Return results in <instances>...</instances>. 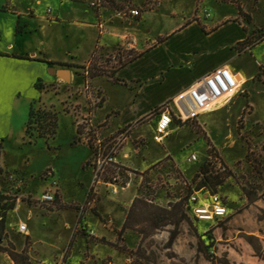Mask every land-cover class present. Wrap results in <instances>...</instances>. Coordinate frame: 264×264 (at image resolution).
Returning a JSON list of instances; mask_svg holds the SVG:
<instances>
[{
    "label": "rangeland",
    "instance_id": "obj_1",
    "mask_svg": "<svg viewBox=\"0 0 264 264\" xmlns=\"http://www.w3.org/2000/svg\"><path fill=\"white\" fill-rule=\"evenodd\" d=\"M41 1L42 4H37V0L11 1L21 13L32 10L35 15L24 19L29 23L25 29L31 31L28 43L38 47L39 40L50 41L56 59L79 65L70 66L74 72L71 83L62 79L66 84L59 89L38 86L46 92L35 109L57 113L54 138H34L29 143L24 131L29 115L26 107L7 112L12 119L9 136L1 139L0 166L12 174L4 171L0 175V192L15 198L16 202L15 209L7 216V240L12 242L15 252L26 255L30 264L53 263L60 259L69 264H211L199 252L206 246L211 255L226 256L234 264H239L233 261L238 255L253 254V250L247 252L244 233L238 232L243 231L240 223L230 224L229 221L233 215L247 209L246 225L250 230L255 229L254 211L259 208L252 203L257 199L263 207L259 209L258 219L264 218V86L252 81L245 83L228 108L204 113L185 125L175 122L169 136L162 144L158 143L154 140L155 123L164 103L148 110L187 87L189 82L136 84L135 77L144 75L151 65V57L144 56L122 71L121 78L127 86L115 84L106 77L89 80L86 84L83 68L89 64H83L95 50L98 31L80 28V23L91 22L94 16L90 10L109 8L108 3L105 0ZM114 1L121 9L117 14L121 13L124 18L133 16L130 10H137L139 14L135 17H141L157 4V0ZM258 11L257 23L264 26V0H260ZM58 12L61 14L56 20ZM46 16L51 17L50 23L42 19ZM161 21V17L155 15L140 27L141 40L145 33L152 37L168 33V25H162ZM180 45L172 41L160 53L166 51L171 56L186 58L184 50L188 48L182 50ZM114 49L97 50L91 62L109 68L107 60L116 54L118 47ZM181 67L177 73L182 78L193 70L184 64ZM249 70L252 73L256 70L255 63ZM255 81L264 84V75ZM103 100V106L96 108ZM89 143L93 144L98 157L93 155ZM110 154L116 156L113 161L108 160ZM193 154L197 161L188 162ZM207 163L210 172L232 174L223 184L229 194L217 191L229 207L222 221L214 225L188 215L189 223L181 224L174 249L173 245L168 247L169 237L160 231L145 239L133 231L126 240L118 233L115 242H110L114 241L112 233L118 222L108 214L111 212L119 221L120 208L130 206L137 190L140 198L168 208L166 198H174L175 203L190 194L196 186L192 179ZM98 171L104 176L108 173L109 178L116 177L118 182H96ZM126 176L128 183L123 184ZM54 182L57 185L55 201L40 202ZM91 187L93 191L87 200ZM238 197L241 200L247 197L249 206L241 205ZM64 205L78 209H66ZM232 208L234 213L230 211ZM95 211L100 216L95 215ZM21 224L28 226V235L18 232ZM101 238L109 243L99 241ZM262 245L264 248V243ZM121 247L127 248V252H122ZM179 250L184 252V257L179 255ZM12 262L6 254L0 257V263L15 264Z\"/></svg>",
    "mask_w": 264,
    "mask_h": 264
},
{
    "label": "crops",
    "instance_id": "obj_2",
    "mask_svg": "<svg viewBox=\"0 0 264 264\" xmlns=\"http://www.w3.org/2000/svg\"><path fill=\"white\" fill-rule=\"evenodd\" d=\"M11 1L7 3L5 0H0V142H2L1 139L9 136L12 116L11 114L10 117L7 116L8 111L13 112L19 106L24 109L25 106L29 112L30 104L38 101L46 92L45 89H40L39 85H44L46 88L58 89L65 86L66 83L58 76L60 70H68L69 82L71 83L74 79L73 67L68 68L57 64L79 65L78 63H66L56 59L52 55L53 50L50 41L39 40L38 47H34L28 43V36L31 31L25 29L28 28L29 23L24 19L28 15L34 18L35 15L32 10L28 11L29 13H21ZM231 1L157 0L156 8L143 12L138 19L135 16L124 18L117 14L119 11L109 8H102L100 11L88 9L92 12L94 18H92L91 22L80 23V28L88 27L98 31V36L95 39L96 41L98 40L96 46H98L99 50H113L116 47L122 46L126 51L143 53L139 59L144 56H150L151 65H149L144 75L135 77L136 84L152 82L153 84L159 83V85L164 83L176 85L184 80L189 82L186 85L187 87H183L173 93V95L167 96L161 103L154 105L148 110L150 112L153 108L175 98L177 94L192 86L204 75L221 67H229L236 73L239 76L238 80L242 84V88L249 81L264 86V84L255 81L259 69L261 67L264 69V40L250 49L248 46H241L237 49L239 44L251 37L256 31L264 30V26L257 23L260 0H233L236 4ZM37 4H42V1L37 0ZM237 4H240L242 14ZM205 11L210 14L209 17L205 16ZM60 14L61 12H58L57 17H55L56 20H59ZM155 15L161 17L162 25L167 24L169 31L165 34L158 33L155 37H152L149 33H145L143 35L144 40L142 41V34L139 33V28L144 24H148L151 17H155ZM42 19H46L48 23L51 21L50 16L42 17ZM93 21L95 22L93 23ZM75 25L78 26L77 23ZM41 30L44 31L45 26L41 27ZM172 41L180 43L182 50L188 48L184 50L186 51L184 53L185 56L187 55L186 58L184 56H171L170 54H166V51L160 53L163 47ZM96 46L94 45L95 48ZM196 56L197 58H195ZM90 58L83 65H88ZM136 61L121 69L116 76L124 80L121 78L122 71L133 65ZM47 62H53L56 65H50ZM252 63L256 65V70L253 73L249 70ZM183 64L192 67L193 70L183 75L182 78L177 73V69H182L181 65ZM141 87L142 84L140 85ZM248 99L249 97L247 96V103L249 105ZM232 101L216 111L228 108ZM4 171L12 174L10 171ZM220 191L229 194V192L223 189V186L219 188ZM138 194L139 191L137 190L134 198L131 200L130 206L120 208L121 215L119 216V221L118 217L116 218L111 212L108 214L118 222L112 233L114 241L110 242H115V237L123 228L133 200L139 197ZM173 199L166 198L165 201L170 204L173 203ZM238 200H240L241 205L249 206L247 197L242 198V200L238 197ZM260 201L257 199L252 205L263 210ZM252 205L249 207V210L252 209ZM259 209L254 211L256 230H250L246 225L248 222L246 219L247 209L235 216L232 214L233 217L229 223H240L243 231L240 229L239 233H244L245 236L258 237L264 243V221L258 219ZM230 211L234 213L233 208ZM259 229H263V231L260 232ZM169 231L170 228H166L160 232L168 238ZM132 232L129 229L125 230L122 237L126 240V237L131 235ZM178 241L179 239L174 242L173 249ZM245 247L247 252L253 250L248 243ZM179 255L184 257V252L179 250ZM1 256L2 254H0ZM233 261L239 264H264V261L255 256L254 251L249 257L247 255H238L236 258H233Z\"/></svg>",
    "mask_w": 264,
    "mask_h": 264
},
{
    "label": "trees",
    "instance_id": "obj_3",
    "mask_svg": "<svg viewBox=\"0 0 264 264\" xmlns=\"http://www.w3.org/2000/svg\"><path fill=\"white\" fill-rule=\"evenodd\" d=\"M9 2L10 0H6ZM108 3L109 8L120 11L116 2L114 0H105ZM236 4L235 1H231ZM240 13L242 14V9L240 4H237ZM250 19L249 16H247ZM138 19V18H137ZM18 32V30H17ZM264 40V30L256 31L251 37L247 38L243 43L237 46L239 47H247L250 49L251 47L257 45L258 43ZM98 46H96L94 52L91 55L89 61V67L83 68L85 71V82L89 83V80L99 78V77H107L109 81L115 84H123L127 86V83L124 80L119 79L116 74L129 64L133 63L140 57H142L143 53L134 52V51H126L121 46L117 49V56L115 60L110 59L107 60L108 65H111L109 68L98 64V62H91L95 58V53L97 52ZM116 50V48L114 49ZM50 65H56L53 62H47ZM63 67H70L68 64H57ZM264 75V69L261 67L259 69V73L256 78L260 79ZM39 101H34L30 104L28 120L25 123V140L28 139L29 143L32 142L34 138H43L50 139L54 138L57 130V113L53 110H45V109H35V105ZM104 100L98 104H96V108H101L103 106ZM107 122V121H106ZM105 122V123H106ZM185 125V124H184ZM130 127V125H128ZM81 126H78L77 132L78 135H81ZM91 128V127H90ZM125 131V128L119 131L122 134ZM35 133V134H34ZM80 141V140H79ZM88 147L92 151L95 157H98V152L95 150L93 144L89 143ZM3 150V144L0 142V157ZM116 156L114 154H110L108 160L113 161ZM248 158V155H247ZM210 163V162H209ZM209 163L201 166L199 172L192 179V183H196L195 189L190 191L185 198L179 200L178 202L169 204L168 208H163L158 205L149 203L143 198L136 197L133 200V203L129 209V212L126 216V220L124 222L122 230L119 232L120 235L124 233L125 230L129 229L131 231H135L139 233L142 239L149 238L156 234L158 231L164 230L166 228L172 227L173 229L169 231V240L168 247L170 248L177 237L180 234V226L181 224L187 222L189 223V216L191 215V207L189 204L190 196L198 191L204 190L210 194L217 193L218 189L223 186L226 179L232 176L231 172H227L226 174H220L219 172L213 173L208 169ZM124 168V167H123ZM127 172H132L128 168H124ZM113 173L112 171H109ZM4 174V170L0 166V175ZM108 173L102 174L100 171L97 172L96 182L103 181L104 183H117L118 180L116 177L109 178L107 177ZM129 177L126 176L123 180V184H127ZM93 191V187H91L90 192L88 194L87 200L90 199L91 193ZM250 200V199H249ZM66 209H78L75 206H67L64 205ZM16 207L15 198H9L8 196L2 194L0 192V254H6L11 258V260L15 264H30L29 258L24 254H18L15 252L14 245L12 242L7 240V216L13 211ZM95 215L100 216L96 211ZM196 220V219H195ZM260 221H264V218H260ZM197 221V220H196ZM245 240L247 243L253 248L254 254L257 258L264 261V248L261 240L255 236H245ZM99 241L103 243H109L104 238H101ZM6 242V245L4 244ZM202 244V241L201 243ZM120 250L122 252H127V248L121 247ZM200 253L203 254L205 259H207L211 264H234L232 263L226 256L222 258H217L214 255L209 253V246H206V249L199 250ZM132 253V252H129Z\"/></svg>",
    "mask_w": 264,
    "mask_h": 264
},
{
    "label": "built area",
    "instance_id": "obj_4",
    "mask_svg": "<svg viewBox=\"0 0 264 264\" xmlns=\"http://www.w3.org/2000/svg\"><path fill=\"white\" fill-rule=\"evenodd\" d=\"M204 13L206 17L210 16L207 11ZM130 14L137 16L139 13L137 10H130ZM118 15L123 16L121 13ZM116 56L117 52L112 56V60H115ZM238 77L229 67L218 68L201 77L189 88L181 91L171 101L164 103L155 123L154 140L162 144L164 139L169 136L171 127L175 122L182 125L194 122L202 114L216 111L228 105L241 92L242 84L239 82ZM195 161H197L195 154L188 158V162ZM56 187V182H54L51 188L43 193L40 202H54ZM189 204L191 215L197 221L213 222L215 225L228 215L227 204L218 193L210 194L204 190L195 192L190 196ZM18 232L28 235V226L21 224L18 226ZM42 264L69 263L60 259L53 263Z\"/></svg>",
    "mask_w": 264,
    "mask_h": 264
},
{
    "label": "water",
    "instance_id": "obj_5",
    "mask_svg": "<svg viewBox=\"0 0 264 264\" xmlns=\"http://www.w3.org/2000/svg\"><path fill=\"white\" fill-rule=\"evenodd\" d=\"M68 74H69L68 70H60L58 72V76L61 77L63 80H66V81H69Z\"/></svg>",
    "mask_w": 264,
    "mask_h": 264
}]
</instances>
